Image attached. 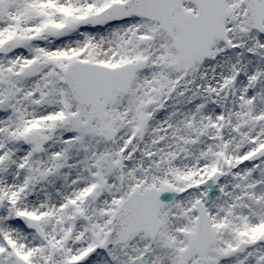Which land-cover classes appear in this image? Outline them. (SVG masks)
I'll use <instances>...</instances> for the list:
<instances>
[{
    "label": "snow or ice",
    "instance_id": "obj_1",
    "mask_svg": "<svg viewBox=\"0 0 264 264\" xmlns=\"http://www.w3.org/2000/svg\"><path fill=\"white\" fill-rule=\"evenodd\" d=\"M0 264H264V0H0Z\"/></svg>",
    "mask_w": 264,
    "mask_h": 264
}]
</instances>
